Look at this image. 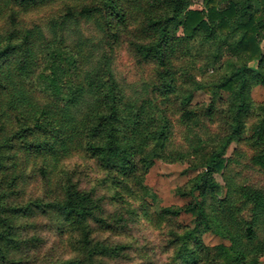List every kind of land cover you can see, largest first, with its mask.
Listing matches in <instances>:
<instances>
[{
  "label": "trees",
  "instance_id": "1",
  "mask_svg": "<svg viewBox=\"0 0 264 264\" xmlns=\"http://www.w3.org/2000/svg\"><path fill=\"white\" fill-rule=\"evenodd\" d=\"M191 6L0 0V264H259L264 186L238 166L264 175V0ZM123 48L150 67L141 92L116 77ZM156 161L197 169L187 202L159 203Z\"/></svg>",
  "mask_w": 264,
  "mask_h": 264
},
{
  "label": "rangeland",
  "instance_id": "2",
  "mask_svg": "<svg viewBox=\"0 0 264 264\" xmlns=\"http://www.w3.org/2000/svg\"><path fill=\"white\" fill-rule=\"evenodd\" d=\"M203 0H192L193 8H201ZM44 10L37 14H32L31 19L36 21H43L44 16L48 14ZM81 33L84 37H89L91 40L93 37L92 26L84 24L81 27ZM72 39V37H70ZM260 46L264 52V39L261 40ZM251 64L254 62H250ZM113 69L117 79L125 88L127 93H133L134 91L141 92L143 84L147 83L151 79L150 67H140L135 64L132 56L126 49H121L115 53L113 58ZM251 96L255 101L264 100V87L259 85L254 87L251 92ZM209 95L198 90L194 93L193 101L202 102L208 101ZM182 131L181 127H177L176 134ZM234 144H231L227 149L226 154L230 155ZM242 176L250 183L264 186V175L259 172L255 167L244 160L240 166H238ZM197 173V169H191L186 163H166L162 161H156L149 169L145 176V183L152 189L159 199L161 205H182L188 201V197H183L175 192V188L184 184L188 179L193 177ZM216 179L222 184V178L220 175H216ZM181 220L189 221L190 217L186 214L181 215ZM133 234L137 235L142 242V238L148 236V231L140 225H136L133 228ZM204 242L206 244H216L223 242L218 236L207 233L204 235ZM120 264H128L126 262ZM259 264H264V257L261 258Z\"/></svg>",
  "mask_w": 264,
  "mask_h": 264
}]
</instances>
